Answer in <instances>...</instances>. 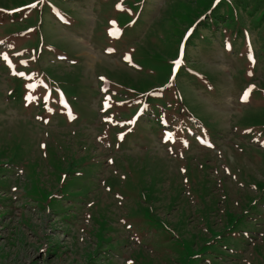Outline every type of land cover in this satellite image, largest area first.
Returning a JSON list of instances; mask_svg holds the SVG:
<instances>
[{
  "label": "rangeland",
  "instance_id": "374dc122",
  "mask_svg": "<svg viewBox=\"0 0 264 264\" xmlns=\"http://www.w3.org/2000/svg\"><path fill=\"white\" fill-rule=\"evenodd\" d=\"M0 264H264V0H0Z\"/></svg>",
  "mask_w": 264,
  "mask_h": 264
},
{
  "label": "snow or ice",
  "instance_id": "6c2138e0",
  "mask_svg": "<svg viewBox=\"0 0 264 264\" xmlns=\"http://www.w3.org/2000/svg\"><path fill=\"white\" fill-rule=\"evenodd\" d=\"M34 7V6H33ZM5 60H7V57H5ZM250 91V90H249ZM247 98H248V93H246L245 94V96H244V99H245V101L247 100ZM74 118V117H73Z\"/></svg>",
  "mask_w": 264,
  "mask_h": 264
}]
</instances>
